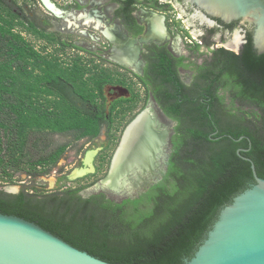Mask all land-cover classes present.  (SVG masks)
<instances>
[{
  "label": "trees",
  "instance_id": "obj_1",
  "mask_svg": "<svg viewBox=\"0 0 264 264\" xmlns=\"http://www.w3.org/2000/svg\"><path fill=\"white\" fill-rule=\"evenodd\" d=\"M1 9L11 17L0 15V165L5 158H23L44 131L99 135L104 110L84 109L71 93L86 103L102 97L107 80L99 76L90 88L77 64L68 68L42 57L13 32L17 12ZM217 52L226 56L200 69L203 82L193 86L192 97L177 83L159 95L153 92L164 114L178 125L167 171L147 191L116 202L104 193L83 198L81 187L45 194L32 186L16 194L0 188V211L33 221L113 264H183L219 210L254 182L251 163L242 156L251 158L264 178V54H257L250 42L237 55L223 48ZM164 74L163 80L175 81L167 70ZM220 86L227 91L219 93ZM64 148H51L29 165L55 164ZM238 148L248 150L240 156Z\"/></svg>",
  "mask_w": 264,
  "mask_h": 264
},
{
  "label": "rangeland",
  "instance_id": "obj_2",
  "mask_svg": "<svg viewBox=\"0 0 264 264\" xmlns=\"http://www.w3.org/2000/svg\"><path fill=\"white\" fill-rule=\"evenodd\" d=\"M54 1L57 6L65 7L75 0ZM101 2L102 13H110V4L106 0H101ZM16 3L18 13L13 21L12 30L21 34L42 57L57 59L63 67L72 68L77 64L83 69L82 78L87 80L86 84L90 88H94V79L100 77L105 78L107 82L121 83L122 86L131 91L132 98L117 103L112 110L106 113L107 109L103 107V99L101 97H96L84 103V100L72 92L71 100L84 109L92 110L94 113H102L104 110L106 121L102 123L99 135L84 137L73 133L44 131L39 136L37 143L26 149L23 158H17V161L5 158L0 165V188L14 187L16 188L14 192L16 194L22 189L32 186L34 190H38L39 194H45L81 187L79 194L83 198H85L86 194L90 196L104 193L102 190H93L92 186L106 175L111 157L125 126L145 106L147 99L144 88L136 77L122 71L119 66L111 64L105 55L106 50L103 47L107 40L92 26L81 25L82 27H76L70 25L69 27L62 18L51 14L40 0H16ZM28 3L32 6L30 8L32 9L31 11L25 8V4ZM175 7L173 6L172 10L176 13L175 17L177 18L179 15ZM20 11L21 13H19ZM0 15L3 18L11 17L3 9L0 10ZM82 31L83 33H81ZM92 35L97 38H93ZM193 35L197 37L195 33ZM61 39L73 45L63 46L60 42ZM198 40L199 38H197ZM77 46L98 52L100 56H93L87 53L86 50L77 48ZM205 52V47H201L199 51L188 50L186 54L194 57V62L196 63L201 54ZM157 114L164 120L159 109ZM60 145H65V148L55 164L46 162L37 164L34 167L29 165L30 162L47 156L51 148H56ZM89 149L98 150L94 159L95 172L76 179H70V173L74 169L83 166V158ZM28 189L31 192V188Z\"/></svg>",
  "mask_w": 264,
  "mask_h": 264
},
{
  "label": "water",
  "instance_id": "obj_3",
  "mask_svg": "<svg viewBox=\"0 0 264 264\" xmlns=\"http://www.w3.org/2000/svg\"><path fill=\"white\" fill-rule=\"evenodd\" d=\"M47 1V2H46ZM196 6V16L201 20L213 24L211 18H218L224 22L242 20L251 26L252 48L257 54H264V0H186ZM47 9L51 10L49 4L54 5L51 0H42ZM55 13V12H53ZM55 15H57L55 13ZM117 29L121 35V40L116 36H107L113 44L112 50L120 42L128 43L133 54V59L138 62V51L143 43L144 34L138 39H132L123 34L117 26H109ZM161 43L163 41H156ZM119 64L130 67L125 61L113 59ZM138 64V63H137ZM140 73V69H136ZM127 90V89H126ZM154 107L152 99L130 120L122 132L119 143L111 157L110 164L105 179L110 174L111 166L120 146L122 138L128 126L144 112L149 104ZM156 108V107H155ZM157 109V108H156ZM158 115V114H157ZM160 119V117H158ZM161 120V119H160ZM163 122V121H162ZM167 125V143L169 153H171L170 137L171 129ZM218 138V137H216ZM243 138V135L236 140ZM245 148H238L240 151H247ZM97 149H89L83 158V166L77 169L90 166L91 170L85 174L72 177L76 179L95 172L94 159ZM169 153L165 162V169L162 175L153 180L142 190L134 194H115L102 190L107 198L119 202L125 198H137L147 191L150 186L163 178L167 171ZM251 163V170L254 182L240 193L236 194L232 200L226 203L218 212L216 219L199 242L195 252L190 258H185L183 264H264V178L257 174L255 164L251 158L242 156ZM100 179L99 181H101ZM93 184V187L99 182ZM3 190L14 193L16 189L6 188ZM94 190V189H93ZM101 190V189H96ZM89 197L86 194L85 198ZM0 264H113L91 255L86 250H81L58 235L43 228L39 224L23 217L6 214L0 211Z\"/></svg>",
  "mask_w": 264,
  "mask_h": 264
},
{
  "label": "flooded vegetation",
  "instance_id": "obj_4",
  "mask_svg": "<svg viewBox=\"0 0 264 264\" xmlns=\"http://www.w3.org/2000/svg\"><path fill=\"white\" fill-rule=\"evenodd\" d=\"M40 1L43 4L42 0ZM92 1L99 3L96 9L100 15H104V26L109 27L110 25H115L123 34L134 40L138 39L143 34L145 35L148 30L147 22L142 21L138 14L146 12L156 14L162 18L163 34L166 37L164 40H161L163 41L161 43L156 42L158 41L156 39H148L147 42L142 44L138 51V62L136 61V64L138 63L137 70L140 69L139 74L136 73L134 67H127L114 61L111 58L113 44L104 34H102L100 29L92 27L107 40L106 43L104 42L105 44L103 47L106 50L105 55L111 64L119 66L122 71L128 72L136 77L144 88L147 99L146 104L150 99H152L155 107L157 108L156 110L159 109L164 118V120L162 118L160 119L169 125L171 124L170 145L172 153V138L175 134L178 121L164 114L161 110L160 103L154 96L153 92L156 90L158 93L157 95H159L162 93L164 88H168L169 86L173 87V84L177 83V86H185L187 93L190 97H192L194 89L193 86L196 84L199 85L203 82L200 80V74H202L200 69H207L212 60L226 56L223 53L217 52L219 48L229 50L233 52L231 53L233 55L240 54L245 45L249 42L251 43V26L242 20L224 22L218 18H211L213 20V24H210L208 21L201 20L199 16H196V6L186 0H133L130 4H125L128 0H106L110 4V13H101L103 8L101 0H85V4L80 0H75L70 4H67L65 7L57 6L55 1L51 0V2L61 11L74 14V16L78 15L85 9L91 10ZM121 2L124 3L121 4ZM16 6V0H0V9L5 8L7 11L10 9L18 13V8L16 9ZM43 6L45 7L44 4ZM173 6H176L175 8L177 9L179 15L177 18L175 17L176 13L172 10ZM25 8L29 11L32 10L30 9L32 6L29 3L25 4ZM47 10L55 17L62 18L66 24L67 19L65 17L63 18V16L55 15L49 9ZM19 13H21V11ZM30 16L32 17L31 13ZM130 21H133L134 25L132 27L134 28L129 26ZM77 23L78 26L76 27L81 25L83 26L81 21L78 20ZM137 29L139 32H137ZM193 33H195L197 37H194ZM92 37L97 38L94 37V35H92ZM197 38H199L198 41ZM192 39L195 40L193 41ZM201 47H205L206 52L202 53L195 63V58L186 54V51H199ZM84 49L87 53L93 56H100L98 52H93L87 48ZM166 70L175 79V81L171 80L169 82V80L165 81L162 79V77L166 76L164 74ZM138 76L143 78V80L139 79ZM119 86L127 89L122 86L121 83L111 82H106L102 88L101 98L103 99V107L107 109L106 113H108L111 107H114L117 103L124 102L132 98L131 91L127 89V96L120 95L112 100H109V94H116L118 91L116 88ZM217 91L222 94L225 93L227 89H225V86H220ZM226 102L229 103L228 97H226ZM171 153H169V157Z\"/></svg>",
  "mask_w": 264,
  "mask_h": 264
},
{
  "label": "bare ground",
  "instance_id": "obj_5",
  "mask_svg": "<svg viewBox=\"0 0 264 264\" xmlns=\"http://www.w3.org/2000/svg\"><path fill=\"white\" fill-rule=\"evenodd\" d=\"M80 1L84 3L85 0ZM46 4L58 16L65 17L69 27L70 25L78 26L77 21L79 20L83 26H93L100 29L106 38L107 36L118 37L117 29L104 26V15H100L96 9L99 4L96 1L91 2V10L85 9L75 16L74 14L61 11L56 5L49 4V2ZM138 15L142 21L148 24L147 33L142 39L144 38L145 41L148 39H156L158 41L165 39L166 36L163 34L162 18L160 16L146 12H141ZM120 36L119 34L118 40H121ZM131 51L128 43L120 42L112 50L111 58L125 61L136 70L137 64ZM116 89L118 90L116 94H109L110 99L120 95L127 96L128 92L125 88L119 86ZM158 117L156 108L150 103L147 109L128 126L114 157L110 174L99 181L93 187L94 190L101 189L110 193L131 195L142 190L162 175L169 148L167 143V125ZM90 170V166L77 169L72 172L71 176L82 175Z\"/></svg>",
  "mask_w": 264,
  "mask_h": 264
}]
</instances>
